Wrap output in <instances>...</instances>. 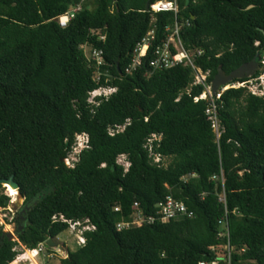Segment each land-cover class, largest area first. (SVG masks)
Masks as SVG:
<instances>
[{
	"label": "trees",
	"instance_id": "trees-1",
	"mask_svg": "<svg viewBox=\"0 0 264 264\" xmlns=\"http://www.w3.org/2000/svg\"><path fill=\"white\" fill-rule=\"evenodd\" d=\"M155 1L92 0L90 8L87 0H0V178L13 176L28 204L16 240L0 226V264H13L19 244L35 249L65 231L55 215L95 226L58 264H197L226 254V245L231 264H264V96L225 90L216 101V140L207 100L194 101L204 86L192 85L190 66L152 70L149 52L125 72L152 18L154 45L166 26L180 24L184 47L202 51L194 64L208 72L207 84L219 67L228 74L257 56L264 66V0H177L176 15L145 10ZM76 5L60 27L58 16ZM86 44L102 50L99 66ZM101 86L116 90L90 102ZM80 133L87 147L68 167ZM167 195L193 217L116 229L135 202L155 215ZM6 200L0 195V206ZM223 219L228 235H220Z\"/></svg>",
	"mask_w": 264,
	"mask_h": 264
},
{
	"label": "built area",
	"instance_id": "built-area-1",
	"mask_svg": "<svg viewBox=\"0 0 264 264\" xmlns=\"http://www.w3.org/2000/svg\"><path fill=\"white\" fill-rule=\"evenodd\" d=\"M81 8L80 5H76L71 10H68L63 15L58 16L57 21L60 27H65L69 20L74 16V14L79 11ZM149 10L153 12H173L175 15L178 12V3L177 0H157L151 4H149ZM186 25H189V22H186ZM180 24L175 21L173 26H166L163 39L156 45L154 42L157 39L154 18L151 19L150 28L137 43L136 47L132 52L131 63L125 69L126 73L133 72L137 67H140L142 64V59L147 56V54L151 53V58L145 60V64L150 67L152 70H161L170 68L176 65L190 66L193 69L194 80L192 85L201 84L204 86L203 92L194 98V101H198L200 99L207 100V107L204 111L206 119L210 122L211 129L215 134L216 140L219 139L222 127L220 125V120L218 117V104L217 100L221 98V94L229 89V88H246L248 92L256 96H264V78H261V75H264V72H261L258 76H250L244 79L233 80L226 85L221 86L216 93L213 95L211 93V84H207V76L208 72L202 71L200 68L196 67L194 64L195 57L202 54L201 50L192 51L188 50L184 47L183 42L180 37ZM94 33L98 34V38L104 40V35L101 32L94 31ZM89 45V44H86ZM89 50V59H95L96 65L99 66L102 61V50L94 48L90 45ZM264 65V62L261 61ZM98 79V77H96ZM103 88H107L109 93L104 92ZM101 89V90H100ZM116 90L115 87H99L92 92L93 98L90 99V102H95V98L99 96H108L112 92ZM99 91V92H98ZM96 93V94H95ZM122 129V127H119ZM119 129V130H120ZM152 139H157L155 135L152 136ZM149 139V142L152 141ZM88 135L86 133H80L75 135V140L73 143L72 149H76L77 152L72 162H68V156L65 158V163L68 167H73L74 162L77 161V156L83 148L87 147ZM151 146V145H150ZM151 148V147H150ZM71 152V151H70ZM151 153V151H150ZM156 162L161 161V157L159 155H155L154 157ZM67 160V162H66ZM128 166V163H127ZM218 176L214 175L212 179H217ZM220 178L223 181V173L220 174ZM183 180H186V177H183ZM220 202L225 204V194L224 192L219 194ZM7 201V200H6ZM9 201V200H8ZM134 210L130 214L127 219H121L116 223L117 230H123L127 228L136 227L140 224H150L155 220H159L161 222H167L169 220L174 219H183V218H192L193 212L188 210L186 205L172 197L171 195H167L162 201H160L157 205V211L155 215H146L139 208L138 203H134ZM115 211L119 210V207L114 208ZM53 220H61L67 223V229L71 234H73L76 238V243L78 246H84L86 243V239L84 237V232L92 231L95 229V226L92 225L87 219L85 220H67L63 216L55 215L53 216ZM222 224V228L224 231L220 233V235L225 234L228 235L227 224L224 219L220 221ZM21 252H18L16 247L14 250L17 252L14 258L13 264H25V261H29V264H34L33 258L26 257V250L36 251L37 255L41 252L44 253V249L48 247L46 241L38 243L35 249H27L21 245ZM226 250V254L220 255L216 254L215 258L211 260H200L197 264H231V247L229 245L224 246ZM212 250L215 249L212 247ZM36 255V256H37ZM52 254L49 253V256Z\"/></svg>",
	"mask_w": 264,
	"mask_h": 264
},
{
	"label": "rangeland",
	"instance_id": "rangeland-1",
	"mask_svg": "<svg viewBox=\"0 0 264 264\" xmlns=\"http://www.w3.org/2000/svg\"><path fill=\"white\" fill-rule=\"evenodd\" d=\"M87 3H89V7L92 8V0H87ZM84 53L86 57L89 59V50L90 45H83L82 46ZM98 76V75H97ZM261 78H264V75H261ZM101 90V89H100ZM104 92L109 93L107 88H103ZM99 92V91H98ZM96 94V93H95ZM94 95V94H93ZM93 95L91 94L90 99L93 98ZM77 150L72 149L69 156H68V162H72ZM117 161L122 164L123 166H127V162L125 160V156L121 155L118 157ZM67 162V160H66ZM169 162V159H165L164 163L167 164ZM3 185L0 188V195H5L8 198V203L5 205V207L0 206V226L2 227L3 233H11L9 240H16V218L18 217V212L22 208L23 204V198L20 196L15 195V193H10L11 195H8L7 193V187ZM15 190V189H13ZM16 191V190H15ZM11 196V197H10ZM57 245L56 247H47L44 249V253L41 252L37 256H34V264H58L59 260L62 258H66L69 252H72L76 249L78 246L76 243V238L73 234H71L68 230L63 231L59 235H57L55 238L52 239ZM21 244L16 246V249L18 252H21ZM224 249V247H223ZM49 253L52 255L49 256ZM220 255H222L220 253ZM23 264V263H22ZM25 264H29V261H25ZM239 264H255L254 261H245L240 262Z\"/></svg>",
	"mask_w": 264,
	"mask_h": 264
},
{
	"label": "water",
	"instance_id": "water-1",
	"mask_svg": "<svg viewBox=\"0 0 264 264\" xmlns=\"http://www.w3.org/2000/svg\"><path fill=\"white\" fill-rule=\"evenodd\" d=\"M188 0H186L187 2ZM253 7V5L248 6V8ZM149 9V3L145 5V10ZM261 57L257 56V59H253L250 62H246L238 66L236 69L232 70L228 74H225L221 67L218 68L217 73L214 75L212 81H211V93L214 95L216 91L223 85L228 84L229 82L233 81L234 79H244L250 76H253L257 71H264V66H260L259 61ZM0 185H8L12 189H15L18 191L19 185L14 180V177L11 176L7 179L0 178ZM8 201H5V204H7ZM28 204H24L20 211L18 212V218L20 219V223L17 224L15 234L17 235L19 230H22L24 227V224L22 223L24 221L23 214L25 213ZM9 239L11 233H4ZM46 244L49 247H56V243L51 239L46 240Z\"/></svg>",
	"mask_w": 264,
	"mask_h": 264
},
{
	"label": "bare ground",
	"instance_id": "bare-ground-1",
	"mask_svg": "<svg viewBox=\"0 0 264 264\" xmlns=\"http://www.w3.org/2000/svg\"><path fill=\"white\" fill-rule=\"evenodd\" d=\"M5 186L7 187L8 185H5ZM7 193H8V195H11L10 193H15V195L17 194V192L15 190H13L11 187H7ZM36 255H37L36 251L26 250V257L27 258H33Z\"/></svg>",
	"mask_w": 264,
	"mask_h": 264
},
{
	"label": "clouds",
	"instance_id": "clouds-1",
	"mask_svg": "<svg viewBox=\"0 0 264 264\" xmlns=\"http://www.w3.org/2000/svg\"><path fill=\"white\" fill-rule=\"evenodd\" d=\"M114 92H115V91H114ZM112 93H113V92H112ZM2 186H3V185H2ZM16 192H17V194H16V195H17V196H19V194H18V191H16ZM23 200H24V199H23ZM7 201H8V200H7Z\"/></svg>",
	"mask_w": 264,
	"mask_h": 264
}]
</instances>
